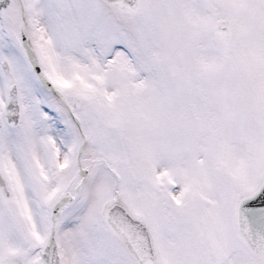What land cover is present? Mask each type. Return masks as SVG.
Masks as SVG:
<instances>
[{"label":"snow or ice","instance_id":"6c2138e0","mask_svg":"<svg viewBox=\"0 0 264 264\" xmlns=\"http://www.w3.org/2000/svg\"><path fill=\"white\" fill-rule=\"evenodd\" d=\"M0 264H264V0H0Z\"/></svg>","mask_w":264,"mask_h":264}]
</instances>
